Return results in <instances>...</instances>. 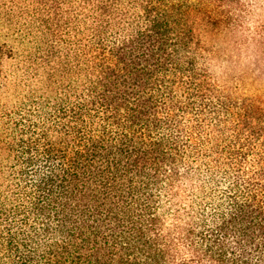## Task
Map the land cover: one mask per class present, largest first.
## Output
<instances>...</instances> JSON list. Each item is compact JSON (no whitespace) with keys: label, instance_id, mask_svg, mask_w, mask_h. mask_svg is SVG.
<instances>
[{"label":"trees","instance_id":"obj_1","mask_svg":"<svg viewBox=\"0 0 264 264\" xmlns=\"http://www.w3.org/2000/svg\"><path fill=\"white\" fill-rule=\"evenodd\" d=\"M263 2L0 0V264H264Z\"/></svg>","mask_w":264,"mask_h":264},{"label":"rangeland","instance_id":"obj_2","mask_svg":"<svg viewBox=\"0 0 264 264\" xmlns=\"http://www.w3.org/2000/svg\"><path fill=\"white\" fill-rule=\"evenodd\" d=\"M256 14H257L258 19L264 20V2L262 3L261 8L257 10ZM3 40L4 39L0 35V41H3ZM6 40L8 42H11V38H7ZM236 40L235 38H232L230 36H226V37L224 36V38L220 40L217 39V42L221 45V48L225 50L230 56V59L226 63L229 67L233 66L232 71L237 74V72H241L243 68L245 71H247L245 72V74L247 73L246 75H249L248 73H251V72H248L250 69L264 68V62H255L254 59L252 58L253 55L251 54L252 53L251 48H243V53L241 55L237 50V44H234V41L236 42ZM230 60L233 61V65L231 66L229 65ZM255 71L259 73L264 70L255 69ZM255 71H252L251 74L253 73L257 74ZM258 84L259 85L264 84V76H262V79L258 80Z\"/></svg>","mask_w":264,"mask_h":264}]
</instances>
